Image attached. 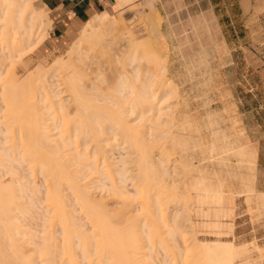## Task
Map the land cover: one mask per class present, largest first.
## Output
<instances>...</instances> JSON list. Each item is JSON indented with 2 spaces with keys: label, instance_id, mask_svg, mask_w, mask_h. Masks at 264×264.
<instances>
[{
  "label": "rangeland",
  "instance_id": "obj_1",
  "mask_svg": "<svg viewBox=\"0 0 264 264\" xmlns=\"http://www.w3.org/2000/svg\"><path fill=\"white\" fill-rule=\"evenodd\" d=\"M199 3H202L201 0H141L122 11L111 14L114 17L113 19L121 20L123 25L126 24L124 26L129 27L134 32L135 38L140 42L139 44L143 45L145 43L144 47L146 49L148 48L147 45H149L150 34L146 16L152 11H155L159 15L162 21L160 30L163 40L159 39V37L156 40V45L159 43L158 40H161L162 44L160 43V45H164L165 48L158 45L159 48L161 47V51H158L159 48L157 51L160 57L163 56L161 60L164 63L166 62L168 67H171L169 71L172 72L168 71L166 75H160L158 81L160 80L159 83L163 84L164 79L170 80L177 88V91L179 90L178 93L181 96L179 98L180 102L183 101V106H187H185L187 112L180 113L182 120L184 118V120H188L189 122L187 127H185L187 130L184 132L186 149L185 151L178 150L175 156L172 157L181 161L180 164L182 165L179 167L183 169H179V176L171 170L172 178H175V181L172 182L173 184L182 186V181H184L187 184L186 186H188V191L186 190V186H182L185 187L187 192L183 195V200L181 199L182 203L180 204L184 210L181 211L180 209L178 212L173 210L174 207L170 203L171 200L169 199V202L168 197H166L168 196L166 189L157 187V190H153L150 194L153 207L151 210L154 214L155 212L159 213L155 217L158 216L161 220L163 213L165 218L170 221V223H167L166 226L168 227L166 228L164 225V227L161 225L164 228H162V234L164 233L163 238L166 239L170 248L163 249L164 247H160L161 245L156 243L155 240L148 239L150 233H145L151 230L150 228L146 229L148 226L143 221L144 219L146 220L147 214L145 212L147 210L143 206L145 205L143 203L145 201L141 194L142 185L140 182H142V179H139L140 169L134 163L137 156L129 149V144L123 142L122 135L112 137V142L108 146L105 145V149L108 152L107 156L110 159L108 164L98 162L96 165L93 160L94 151L90 152L92 146L91 148L89 146V149L85 150L86 152H84V149L83 151L81 150L84 148L82 147L79 148L78 153H82L83 155L85 153H92L93 155L90 154L92 158L87 160L84 157L85 155H81L79 158L84 162L80 160L81 163H79L81 165L74 164L76 167L74 171V168H72L74 165L72 164V170L70 169V171L73 172L72 174L75 171L81 173L78 174V177L80 176L78 178L79 185L83 186L90 193L91 198L93 197L104 205L106 204V208L110 211L115 209L125 210L127 207L130 210L127 215L128 217L130 216V221L133 223L138 218V221H135L138 224L137 226L141 225L138 229L145 225V228L142 227L145 232L142 228L140 230L136 229L140 233L137 236L139 238L142 237L141 243L144 247L141 250V255L137 257L141 258L140 260L146 258L144 260L145 263L148 261V264H174L177 256V261L179 262H176L178 264L181 262L180 260L186 258V256H190L189 253L191 251L193 254L199 245L203 246L202 244L205 243L209 245V242L215 244V241L219 243L226 242L225 244L229 245L233 243L234 248L239 251L236 264H264V19L256 26L257 32L254 33V38L249 34L248 38L241 45L243 49L239 50L240 45H235L234 41H229L230 45H227L219 24L215 21L213 15L209 13L208 9L203 7L202 4H200V7ZM114 26L117 27L113 24L105 30L107 34L106 38L110 41L118 34L117 28L115 29ZM52 27L51 21L46 23L47 38L37 47L35 45L36 40L31 39L24 40L26 43L23 41L22 44H18L19 48H16L17 50L14 49V52L8 50L7 53L5 49L3 52H6L3 53L0 50V56H3V54L7 56L12 52L11 55L9 54L11 56L9 59L11 58V60L7 58L5 60L4 58L5 62H3V66L2 64L0 66V106L3 104L9 106L3 100L5 94L2 93V91L5 92L3 85L6 84L10 77L15 76L16 73V83L19 87L17 90H20L19 93L23 94L22 96L25 95L26 97L24 98H27V100L22 101L18 97L15 105L20 109L25 108L23 110V112L25 111L24 114H34L33 108L37 104L43 107L45 103L44 108L46 109L47 104L48 107L54 102L51 105L55 104V108L58 107L57 101L59 99L51 97L53 95H51L49 90V87L52 86L54 91L60 93L64 88L63 85L61 86L62 78L57 75L62 71L55 67V63L68 59L72 48L82 38L84 28L82 27L83 29L81 28L75 33L67 34L68 38L59 39L53 36ZM2 39L5 40L1 38L0 44H5L6 41L3 42ZM90 43L84 40L81 44V47L84 44L83 47H79V49L85 50L89 49V47L91 48L94 43H91V46ZM29 45L31 46L29 47ZM156 45L154 46L155 51ZM3 46L5 45H1L0 48L3 49ZM95 49L97 51L100 50V52L95 53L97 54V58L93 54L90 56L89 60L92 61V56H95L96 59L93 58L92 62L87 60V63L89 62L88 66L92 68L97 66L96 68H98L100 66L99 62H101L104 65L103 72L105 75L108 77L112 73L113 76V70L120 68L123 63L115 59L111 62L106 51H103L99 46H96ZM79 52L74 55L77 56ZM94 61L98 62V64H95ZM6 74L9 75L6 76ZM116 79L110 76L109 81L105 82L103 87L109 89L107 91L114 97L113 99L117 98L116 100H120L121 98L117 97V93L115 94L116 91L111 90L117 89V83L119 82ZM44 87L47 93L49 92L50 94H46ZM105 88H103L104 91ZM33 93L36 97L33 96ZM21 94H18V96ZM48 97L50 101L47 99ZM60 97L63 99L65 94ZM123 98L121 101H123ZM17 100L21 102H17ZM98 104L103 105L102 103ZM8 106L0 107L2 116L6 114L7 110L9 111ZM54 106H51L53 109L49 107L51 112H49L50 110L48 111V108L43 111L46 114H53L54 117H51V120H48V124H46L49 126L50 135L53 137L52 140L58 144H62V142H65V137L67 138L65 136L67 135L66 132L70 128L64 123L60 124L64 121L65 113L64 111L61 112L60 109L54 110ZM114 108L116 109L117 107ZM39 110L40 114H43L41 107ZM136 117L134 115L130 116L128 120L134 122ZM47 119L50 118L47 117ZM52 119L54 120L52 121ZM139 121L140 119H136L132 124H136ZM55 123L57 124L56 126ZM8 136L9 133L4 134L0 131V139H5L4 142ZM155 137H158V134ZM155 137L154 139H156ZM7 144L9 143L5 142V146L9 147ZM153 146H157L159 149L161 144L153 142ZM157 147L154 150L156 154L153 161L155 163L159 162L160 156L164 153L162 150H157ZM74 148L69 147V150L73 151ZM72 151L68 152L67 155L70 158L78 157L76 156L77 153L75 154V151ZM168 156L169 154L164 156V159L168 158ZM67 159L69 158L67 157ZM23 163L21 162V165L16 164L19 165V170L15 177L19 179V177L24 176L20 179L21 184L23 183L22 185H24V188L27 187L28 191L31 188L33 189H31V195H28V197L31 196L33 198L34 196L32 195L35 194H39V197L35 195L34 198L36 199L33 198L34 200L31 202V197L28 198L26 196L29 199L27 201L26 197L23 198L22 196L23 201L20 200V202L22 201L23 204L20 203L21 208L15 214L18 219L16 223L20 224V227L23 226L19 230L20 236L18 235L17 237L19 239L21 237V240L24 239L22 241H28L26 249L33 251L28 253L33 255V264H42L39 250L47 244L46 240L49 238V233L51 232V229H48V227L52 211L47 203L48 200L46 201L47 195H49L46 188L48 183L46 184V178L40 169L37 168V171H33L35 167L32 169V166H29L27 163L24 165ZM122 170L123 174H125L124 176L120 175ZM6 173L5 169L0 166V181L8 186L12 176ZM21 186L19 191H21ZM27 190H24L25 195H27ZM122 193L124 194L121 195ZM63 194L67 197L71 196L70 199H73V193L69 185L64 187ZM153 195L155 196L153 197ZM156 195H159L157 196L159 199ZM186 195L187 197H185ZM185 200L189 204L184 203L186 202ZM33 202L34 205H32ZM70 202L68 201V204ZM183 204L186 206H183ZM188 207H191L192 210ZM78 208L73 201L68 210L74 214H79ZM18 212L22 215H19ZM31 212L35 215H32ZM23 213L27 216L26 218ZM174 216H178V220H182L183 225L179 224L180 230L175 231V240H171L173 238H171L172 236L168 232H173L174 230H170L173 228ZM130 221L128 223H120V228L131 231L127 225ZM57 223L54 228V234L60 243L62 239L61 227ZM146 223L148 224V221ZM133 224L135 225V223ZM177 253L179 256L183 255L181 258L185 257L181 259L176 255ZM2 259L4 260V257ZM2 259L0 262H2Z\"/></svg>",
  "mask_w": 264,
  "mask_h": 264
},
{
  "label": "bare ground",
  "instance_id": "obj_2",
  "mask_svg": "<svg viewBox=\"0 0 264 264\" xmlns=\"http://www.w3.org/2000/svg\"><path fill=\"white\" fill-rule=\"evenodd\" d=\"M134 1L135 0H119L115 10L129 3L131 4V2ZM48 18L45 12L35 7L33 0H0V41L1 38L5 39H2L3 42L6 41L5 44H0V46L5 45L3 49L0 48V50L3 52L6 49L7 53L8 50L14 52V49L19 48L18 44H22L24 40L31 39L36 40V47L39 46L47 38L45 26L46 23L49 22ZM113 18L114 17L108 12L98 16L96 15L92 22L86 24L87 26L82 31V38L72 48L68 59L66 61L60 60L55 63V67L62 71L57 75L62 78L63 84L61 82V86L63 85L64 88L61 90L62 92L59 93L58 91H54L52 86L48 87L51 95H53L50 96L54 99H59L57 101L59 108H55V104L51 105L54 102L48 107L47 104L46 109L44 108L45 103L43 107L37 104V106L33 108L34 114H24L25 111L23 112V110H25V108L20 109L15 105L18 97L22 99V101L27 100V98H24L26 96H22L23 94L19 93L20 90H17L19 87L16 83V73L15 76L10 77L6 84L3 85L5 92L2 91V93H5V97L7 96L6 98L3 96V100H5L9 106L3 104L0 107L8 106L9 111H5L6 114H3V116L2 113H0V131L4 134L9 133L5 141L9 143L7 144L9 147L5 146V139L1 140V138L0 166L3 167L12 178H10L11 181L9 180L10 186L0 181V257L1 259L4 257V260L2 259L0 264H33L34 262L33 255L28 254L33 251L26 249L28 241H22L24 239L21 240V237L20 239L17 237L20 234L19 230L23 226L20 227V224L16 223L18 219L15 214L21 208L20 203H22L23 198L31 195L33 190L31 188L32 190L30 189V191H28L26 189L27 187L24 188V185H22L23 183L21 184L20 179L24 176L21 178L18 176L19 179L15 177L19 170V165L16 164L21 165V162H24V165L26 163L29 164V166H32V169L35 167L33 171H37V168L40 169L46 178V184L48 183L46 188L47 192H49L47 194L49 195H47L46 201L48 200L47 203L52 211V217L51 219L49 218L52 222L49 221L50 225L48 229H51V232L49 233V238L46 240L47 244L44 248L39 250L42 264H148V261H146L147 263L144 261L146 258L140 260L141 258L137 257L141 255V250L144 248L141 243L142 237H138L140 233L137 230H140L142 227L145 228V225L138 229V227L141 226H137L138 224L135 222L136 220L138 221V218L136 217V220L134 218L135 221L132 219L135 225L130 221V216H127L130 212L129 208L126 207L125 210L115 209L110 211L106 208V204L104 205L93 197L91 198V195H89L90 193L87 192L83 186L84 189L79 185L78 178L80 176L78 177V174L81 173L75 171L74 174H72L73 172L70 171L72 164L81 165L80 163L83 160L79 157L83 154L78 153V150L82 147L84 148L81 150L83 151L84 149V152H86L89 149L88 147L90 146L91 148L92 146L90 152L94 151L93 160L96 165L98 162L108 164L110 159L107 156L108 152L105 147L112 142V137L114 138L121 135L123 137V142L129 144V149L134 152L133 154H136L137 159L134 163L137 164L140 169L139 179H142V182H140L142 185L141 194L145 201L143 202L145 204L143 206L147 210V212H145L147 217L145 218L148 224L145 219L143 221L146 226H148L146 229L148 230V228H150L151 231L148 232L149 230H146L147 232H145L143 228L142 230L146 234L150 233L148 239L155 240L156 243L161 245H159L160 247H164L163 249L170 248L166 239L163 238L164 233L162 234V228L164 226L165 228L168 227L166 225L168 222L170 223V221L165 218L163 213L161 220L158 216H156L157 218L155 217V215H159V213L155 212L154 214L151 210L153 207L150 194L153 190H157V187L166 189L168 193L166 197H168L169 202L171 200L170 203L173 204V210L177 212L180 209L181 211L184 210L180 204L182 203L181 199L183 195L187 193L186 190L188 186L182 181L184 179L181 181L183 182L182 186H186V190L185 187L173 184L172 182L175 181V178H172L173 175L171 170L177 173L178 176L180 175L179 169L181 167L179 166L182 165L180 164L181 161L172 157L175 156L178 150L185 151L186 149L184 132L187 130L185 127H187L189 122L188 120H184V118L182 120L180 113H186L187 106H183L182 100V102H180L179 98H181V96L178 93L179 90L177 91V88L170 80L164 79L163 84L159 83L160 80L158 81L160 75H166L171 68L167 66L166 62L164 63L161 60L163 56L161 55L162 57H160V54L158 55V51H161L160 48L162 46L164 47V45H160V41L163 40V38L160 30L162 21L159 15L156 14L155 11H152L146 16L149 27L148 31L150 33L147 49L144 47L145 43L143 45L139 44L140 42L135 38L136 35L134 32H132L129 27H125L126 24H124V26L121 20H115ZM113 24L117 26L114 27L115 29L117 28L118 34L113 37L112 42L106 38L107 34L105 30L108 26ZM158 38L161 40H158L159 43L156 45V40ZM84 40L92 44L94 43V45L91 48L89 47V49L82 50L81 48L85 43L82 47L81 44ZM24 43L26 42L24 41ZM91 43L90 46L92 45ZM155 45L157 46L156 51L154 48ZM158 45L161 47L159 48ZM24 46L26 47V45ZM30 46L31 45H29V47ZM96 46L101 47L103 51L107 52L111 62L115 59L123 63L120 68H115L113 70V76L112 73H110L108 77L105 75L103 72L104 65H102L101 62H99L100 66L98 65V68H96L97 66L95 67L96 70L94 67L88 66L89 62L97 58V54L95 53H98V51L100 52V50L97 51V49H95ZM79 47L81 48L79 49ZM158 48L159 50L157 51ZM2 52L1 54L6 51ZM77 52H79V55L77 54V56H75L74 54ZM9 54L11 55L12 52ZM9 54L7 56L4 54L0 56V66L1 64L3 66V62H5L6 58L9 59V57H11ZM92 54L95 55L96 58L92 56L94 59L91 58V61L89 59ZM9 60H11V58ZM87 60H89L88 63ZM116 62L114 63L116 64ZM95 64H98V62H95ZM8 75L6 74V76ZM110 76L114 79L117 78L116 80L119 82L117 83V89L111 90L116 91L115 94L117 93V97L121 98L120 100H116L117 98L113 99L114 97L107 91L109 89L103 87V84L109 81ZM156 82H158V86ZM3 86L1 87L3 88ZM103 88H105V91ZM45 92L47 95L50 94L49 92L47 93L46 90ZM35 93L38 94L36 91ZM18 94L21 95L18 96ZM60 94H65V97L61 99ZM33 96L36 97L34 93ZM49 97L47 99L50 101ZM122 98L123 101H121ZM17 102L21 101L17 100ZM98 103H102L103 105ZM51 106H54V110L60 109L61 112L64 111V121L62 120L63 122L60 124L64 123L70 128H68L69 130L66 132L67 135L65 136H67V138L65 137V142H62V144H58L52 140L53 137L50 135V129L47 125L48 120L50 121L51 117L53 118L54 116L51 113H44L43 110H47V108L48 111L53 109ZM40 107L44 115L40 114ZM49 107L51 108L49 109ZM114 107L117 108L115 109ZM49 112H51V110ZM133 115L137 116V120L140 119L136 124H132L136 119L134 122L128 120V118ZM46 116L50 119H47ZM53 120L54 119H52V121ZM56 125L55 123V126ZM156 134H158V137H155ZM154 137L156 139H154ZM153 142H155V144H161L159 149L157 146H153ZM69 147H75L73 151H75V154L77 153L76 156L78 157L70 158L67 155L68 152L72 151L69 150ZM155 147H157V150L164 151L158 163L153 161L156 154L154 151L156 149ZM90 154L85 153V156H83L87 160H90L92 158ZM168 154V158L166 157V159H164V156ZM67 157L69 159H67ZM75 165L72 167L74 168L73 171L76 168ZM90 168L92 169V167ZM123 173L122 170L120 175L124 176L125 174ZM15 184L19 185L16 187ZM66 185H69V188L72 190V197L74 199L72 200L75 202V206L77 205L79 207L77 209L79 214H74L68 210L73 201L70 199L71 196H68V198L63 194ZM20 186L21 191H19ZM24 190H27V195L24 194ZM21 192L25 196L23 194L21 195ZM37 192H39V190H37ZM123 194L124 193L121 195ZM35 195L32 196L35 197ZM37 195L36 196L39 197V194ZM154 196L155 195H153V197ZM157 196L159 195H156V197ZM27 197L25 198L26 200L31 196ZM185 197H187V195ZM33 198H30L31 202L36 199ZM157 198L159 199V197ZM20 200L22 201L20 202ZM68 201L72 202L68 204ZM184 203L188 202L186 201ZM32 205H34V202ZM184 205L185 204H183V206ZM191 207L188 208L191 209ZM185 210L187 209L185 208ZM33 211L35 210L33 209ZM26 213L30 215L28 211ZM187 213L186 215L189 214ZM18 214L22 215L20 212H18ZM32 215L35 214L33 213ZM24 216L25 218L27 217L26 215ZM128 221L131 222L127 224L130 227H128V229L131 231L120 228V223H128ZM178 221V216H174L173 228L170 229L174 230L173 232H168L170 236H172L171 238H173L171 240H175V231L177 232L180 230L179 224L183 223L182 220H180L181 223ZM56 223L61 227L60 232L62 239L60 243L54 234ZM161 225L164 226L161 227ZM214 243L215 244H211L209 242V245L206 243L202 244L203 246L199 245V247H196L197 249L195 248L196 250L194 249L195 251L193 254L190 250L192 255L189 253L190 256H186V258H184L185 256L182 257L184 259L181 258L183 255L179 256L177 253L176 255L183 260L178 258V260L181 261L178 264L182 262L183 264H236L239 251L234 248L233 243L232 245L225 244L226 242L219 243L214 241ZM176 261L177 256L175 258V263H173L177 264V262H179Z\"/></svg>",
  "mask_w": 264,
  "mask_h": 264
},
{
  "label": "crops",
  "instance_id": "obj_3",
  "mask_svg": "<svg viewBox=\"0 0 264 264\" xmlns=\"http://www.w3.org/2000/svg\"><path fill=\"white\" fill-rule=\"evenodd\" d=\"M136 0L116 9L118 0H33L35 7L49 15L53 25V36L68 38L67 34L85 28L94 17L105 12L110 14L122 11ZM200 1V0H199ZM215 21L219 24L227 45L229 41L239 44V50L249 34L254 38L256 26L264 19V0H201ZM82 28V29H83Z\"/></svg>",
  "mask_w": 264,
  "mask_h": 264
}]
</instances>
